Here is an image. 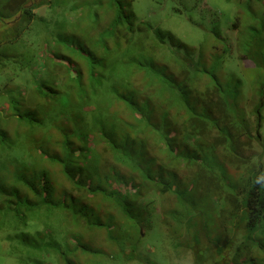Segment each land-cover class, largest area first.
I'll return each instance as SVG.
<instances>
[{"label": "trees", "instance_id": "trees-1", "mask_svg": "<svg viewBox=\"0 0 264 264\" xmlns=\"http://www.w3.org/2000/svg\"><path fill=\"white\" fill-rule=\"evenodd\" d=\"M28 1L3 0L5 18L19 24L7 39L12 43L1 49L20 55L40 40L41 84H50L46 93L52 96H61L57 87L65 84L71 98L64 103L73 110L71 125L53 139H41L40 153L35 148L11 155L23 171L15 167L11 173L0 156V229L9 230L7 240L19 264H81L73 259L85 256L88 263V257L99 256L96 244L76 236L88 233L81 227L102 229L114 241L101 211L111 203L113 210L130 214L126 199L135 194L114 183H138L140 197L173 196L174 204L162 207L175 216V233L193 251L196 264H264V45L254 33L244 43L249 57L256 50L251 58L258 71L248 81L257 96L248 108L243 79L223 73V61L191 78L193 59L164 51L161 32L137 23L120 0H103L101 11L95 8L101 0H75L69 8L73 14L89 4V30L76 15L70 26L61 17L68 11L61 2L56 7L48 1V8L61 9L50 22L37 18V4L27 6ZM53 58L60 62L58 73L50 69ZM25 60L31 66L35 62ZM99 154L104 161L108 155L113 159L105 161L104 173L95 164ZM59 187L71 202H56ZM60 208L66 217L77 218L73 225H58ZM205 214L217 217L214 229ZM222 235L228 239L224 247Z\"/></svg>", "mask_w": 264, "mask_h": 264}, {"label": "rangeland", "instance_id": "rangeland-1", "mask_svg": "<svg viewBox=\"0 0 264 264\" xmlns=\"http://www.w3.org/2000/svg\"><path fill=\"white\" fill-rule=\"evenodd\" d=\"M48 1L30 0L27 6L36 3L34 13L37 18L54 22L61 9L48 8ZM51 1L57 3L56 7L61 2L68 8V11L61 17L68 19L70 26L76 20L73 15H76L84 24V28L90 29L88 2H84L86 7L81 6L78 13L73 14L69 8L75 0ZM120 1L128 12L135 16L137 23H149L154 30L161 32L166 42L164 51L171 52L179 59H193L194 68L191 78L196 79L205 67H213L223 61L220 65L223 73H236L243 79L250 100L247 102L248 105L246 103L248 108L253 105V102H256L257 96L253 95V90L248 85V81L258 73L254 70L255 63L251 58V56H256V50L252 49L249 57L244 49V43L249 39L248 33L250 32L254 33L256 39L264 45V0ZM1 6H3V0H0V139H3L5 147L4 149L0 147V156L12 173L18 166H14L9 160L11 155L23 151L25 155L26 151L33 152L35 148L39 149L40 153L39 142L41 139H53L61 127L71 125L69 113L73 107L64 103V101L69 102L71 98V95L68 96L70 90L65 84H59L57 87L62 93L61 96L57 94L52 96L51 93H46L49 91L47 85L50 84L46 85V82L41 84L44 78L43 69L42 65L37 64L40 40L36 45L34 44L33 51H22L20 55L13 51H8V55L3 52L1 48L12 43L7 39H12L13 30L19 23L5 18V11ZM95 8L101 11L104 8V1L101 0ZM253 26L256 31L251 30ZM23 33L20 35L22 36ZM68 38L69 41L72 40L71 36ZM261 51L264 57V46ZM32 57L35 62L31 66L25 59ZM58 63H60L59 60L55 58L49 61V64H52L50 68L52 72L58 73ZM198 82L201 84L203 81ZM20 116H23V119H19ZM262 134L264 135V126ZM26 138L31 141L30 144L26 143ZM99 157L95 164L100 168V172L104 173L107 170L105 161L113 159L109 155L105 157V161L100 154ZM18 168L24 170L23 165H19ZM126 170H128L127 167ZM126 170H123L122 173ZM55 171L57 172L58 169L56 168ZM1 175L10 177L11 174L3 171ZM59 180L60 184L63 183V179L59 178ZM133 185L113 184L114 188L120 189L123 193H135L126 199L130 214L123 213L121 210H113L109 206L111 203L107 204L106 209H110L112 212L104 207L101 211L102 214L99 218H102L105 226L111 227L110 232L114 241L109 239L106 230L90 228L91 231L86 227H81L88 233L84 237L76 236V240L94 243L97 245L94 247L102 253L96 257H88V263H85V256L73 260L81 264H196L193 251L188 250L180 232L176 230L175 233V216L170 213L169 209L162 207L173 205L174 197H159L152 192L140 197L136 194L138 183ZM69 188L71 189V186L66 184V189ZM58 192L56 202H59L60 199H67L68 203L71 202L70 195L64 196L60 187ZM56 211L60 213L58 221L60 226L73 225L74 220L77 219L73 218L71 213L69 217H66L62 214L61 208ZM127 217L129 218L127 219ZM56 218L55 215L53 219ZM62 218L63 220H61ZM129 219H132V222L128 223ZM204 219L208 228L216 227L217 217L212 214L211 217H207L205 214ZM69 229L71 230V227ZM9 234L8 229H0V264H19L18 257L12 252L11 243L7 240ZM212 235L214 238L215 234L212 233ZM203 238L204 243L207 244L209 238L206 236ZM204 243L200 245L201 251L204 249ZM227 243V237L222 235L220 246L224 247ZM214 262L209 261L207 264H214Z\"/></svg>", "mask_w": 264, "mask_h": 264}]
</instances>
